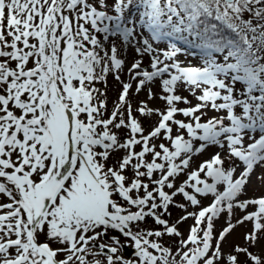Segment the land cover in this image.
<instances>
[{"label": "snow or ice", "instance_id": "6c2138e0", "mask_svg": "<svg viewBox=\"0 0 264 264\" xmlns=\"http://www.w3.org/2000/svg\"><path fill=\"white\" fill-rule=\"evenodd\" d=\"M113 38L141 57L127 69L137 93L147 87L154 99L148 86L158 82L164 108L140 101L136 109L159 117L147 134L128 99L133 83L121 81L125 60ZM160 42L166 46H154ZM180 55L198 62L182 63ZM110 72L122 91L104 118L107 101L99 97L106 94L94 84ZM181 85L197 103L178 94ZM206 109L217 115L205 120ZM113 128L129 135L121 141ZM161 138L168 143L153 142ZM208 146H226L229 166L217 152L187 171ZM119 150L118 167H108ZM262 163L264 0H0V264H101L87 259L98 254L107 264H238L221 243L234 208L256 206L237 221L253 222L246 240L255 243L264 230V197L239 199ZM209 194L211 203L200 207L198 197ZM177 195L200 210L187 212ZM172 205L186 214L169 225L162 217ZM223 212L228 224L213 245V220ZM147 217L163 231L141 228ZM189 217L195 224L184 239L178 225ZM109 230L133 242L135 261L115 256L118 236L115 246L94 245ZM164 234L181 237L175 254L150 239ZM235 251L261 264L247 248Z\"/></svg>", "mask_w": 264, "mask_h": 264}, {"label": "rangeland", "instance_id": "374dc122", "mask_svg": "<svg viewBox=\"0 0 264 264\" xmlns=\"http://www.w3.org/2000/svg\"><path fill=\"white\" fill-rule=\"evenodd\" d=\"M145 35H148V34L145 33ZM113 39H115L117 46L120 48L121 58H123L125 60L124 71L121 72V74H120L121 81L132 82L129 79L127 69H128V67H130L131 63L135 59H139L141 57H138L136 55L134 49L131 46H129L127 49H125L122 46L119 38H113ZM110 43H111V40L108 42V44H110ZM108 44H106L105 46L107 47ZM154 46L159 47V48H164L166 46V44L164 42H160V43L154 44ZM177 58L182 63H185V64L188 63L189 61H191V63H193V64H196L198 62V60L193 58L192 56L180 55ZM142 59L144 61L143 66L148 67L149 58L145 55L144 57H142ZM132 83H133V87L129 92L128 99L132 105L134 116H136V118L140 121V123L142 124V126L145 129V134H147L151 130V128L154 126V124L156 122H158L159 117L155 114L143 115V116L140 115V113L138 111H136V109L139 107L140 101L147 102L148 106L153 108V109H156V108L163 109L164 108V101H162L159 98L160 88L158 86V82L156 84L148 86V87H152L153 91L156 93L155 98L151 99V100L148 99L147 87H145L144 90L137 93L135 90V82H132ZM95 85H96L95 87L97 89H99L101 92L106 94L104 96H100L99 99H106V101H107V111H105V113H104V118H107L110 115V113L114 110L115 103L118 99L119 93L122 91V83L120 81L116 80L114 75L110 72L106 76V82L105 81H98V82H96ZM237 87L240 88L242 86L237 85ZM178 94H182V95L186 96L189 100L192 101L193 105L195 103H197L195 97L192 94H190V92L186 91L184 89L183 85H181V87L178 91ZM197 94H199L198 91H197ZM178 106L179 107H186L188 105L180 104ZM205 111L207 113L206 116L204 117L205 120L214 116V115H217V113L214 111H211L208 109H206ZM176 118L181 119V120L186 119L185 117H183L181 115H177ZM173 128H174L173 134L175 135L176 134L175 126H173ZM113 131L117 132V135L120 137L121 141H123L129 135V131L127 128H122L120 130H116L113 128ZM153 142L156 144H159L161 142L168 143L167 141H164L162 138L160 140H156ZM195 143L198 145L200 142L196 141ZM97 150L99 151L100 149H97ZM139 150H140V148H139V146H137L136 151H139ZM217 152H220L222 157H225L224 166L228 167L229 161L226 158L227 157L226 146L223 150L221 148H219L218 146H208L206 148V150L203 151L201 154L193 156L191 167L187 171H191L193 169H196L200 162H202L204 160L211 159V156ZM124 154L125 153L123 150L113 151L111 153L108 161H107V166L108 167H112V166L118 167L117 161ZM233 163L239 164L240 162L238 160H234ZM242 170H243V165L241 164L240 167L237 169L236 175H239V172ZM125 175H127L129 178H131L133 175L132 170L129 168L125 172ZM156 176L158 177V173L156 174ZM186 178H187V173L180 175L176 180L177 185H179V183H181ZM201 178H203V173H201ZM209 182H211V181L209 180ZM165 190L168 191V189H165ZM141 194H143L142 190H141ZM132 195L135 196V192H133ZM260 197H264V163H262L258 166H255L254 171H252L250 173V177H249V179L246 183V186L243 190V194L240 195L239 199L240 200H249V199H256V198H260ZM198 198L201 201L200 207H204V206H208L211 203L213 196L211 194H209L206 197H198ZM114 199L119 200V197H114ZM174 200L177 204H179V203L187 204V202L184 201V199L181 195H177L174 198ZM119 202L121 204L125 203V207H127L126 202H123V201L122 202L119 201ZM130 210L136 211L137 209L135 207H131ZM199 210H200L199 207H193L190 204H187V212H198ZM255 210H256L255 205H249L245 211H241L239 208H234L233 214L231 216V223L234 225V227L230 230L229 233L226 234L225 239L221 243V251H222V254L224 255V257L226 258L227 255H229V254L233 255L235 253V255L237 256V259H238V264H244L246 254L236 253L235 248L237 246H239L241 248H247L249 252H251L253 255H256L260 258L261 264H264V230H261L257 233V240L255 243H253L252 241L245 239V236L247 234H250L253 231V222L249 220V221H244L243 223H237V221L240 220L244 215H246L247 213L253 212ZM169 212L171 213L170 216L165 214V218L168 220L169 225L175 224L176 221H178L180 217H182L186 214L183 209L176 207L174 205L169 207ZM149 218L150 217H147L144 222L140 223L141 228L146 229V230H161V231H163L164 226L157 225L154 222H150L148 220ZM228 220H229V218H228L227 212L221 213L218 218H215L213 220V226H214V229H213V237H214L213 245H215V240L219 237L220 231L224 227L227 226ZM261 222L264 223V220H262ZM194 224H195V221L192 217H189L187 220H184L183 222L179 223L178 230L183 234L184 239L187 238L188 232ZM203 226L206 227V224ZM114 235L119 237L120 243H121V245H123V247L117 251L115 256H121L123 259H129V260L135 261L136 257H135V249L133 246V242L129 238H125L124 236L120 235L116 231L109 230L107 233V236L102 237L100 239H97L94 242V245H99V244L103 243L106 246H115L112 244V241H111V237ZM201 235H202V233H201ZM39 239L41 241H43L45 239V237L43 235H41L39 237ZM150 239L155 240L164 246L170 247L172 253L175 254L177 248L179 247V241H180L181 237H178L175 235L164 234L161 238H157V237L153 236ZM49 243L53 249L60 248V247H66V245H60V244H57V243L51 242V241ZM149 250L154 251L152 249H149ZM92 252L99 253L100 249L98 247L93 246ZM154 254H156V253H154ZM66 255H67V253L62 252L56 258L58 260L64 259ZM87 259L90 262L93 260H98L101 262V264H107L106 255H104V254H98L95 256H88ZM177 259H179V257H177ZM251 262L253 264V261H251ZM73 264H78V262L74 261ZM117 264H119V262H117ZM219 264H227L226 259H221L219 261Z\"/></svg>", "mask_w": 264, "mask_h": 264}, {"label": "trees", "instance_id": "16d2710c", "mask_svg": "<svg viewBox=\"0 0 264 264\" xmlns=\"http://www.w3.org/2000/svg\"><path fill=\"white\" fill-rule=\"evenodd\" d=\"M96 84V83H95ZM94 84V86H96ZM122 201V200H121ZM124 202V201H123ZM123 205H125L124 203H123ZM162 218H164V219H166L165 218V214L163 215V217ZM150 222H154V220L150 217L149 219H148ZM167 220V219H166ZM155 223V222H154ZM251 253V252H250ZM233 255H235V253L233 254ZM245 262H244V264H252V262H251V260L248 258V256L246 255V257H245V260H244Z\"/></svg>", "mask_w": 264, "mask_h": 264}]
</instances>
